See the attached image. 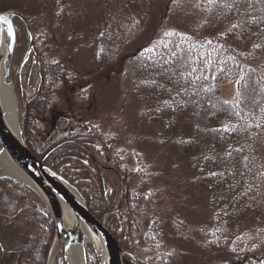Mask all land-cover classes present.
<instances>
[{
    "label": "trees",
    "instance_id": "1",
    "mask_svg": "<svg viewBox=\"0 0 264 264\" xmlns=\"http://www.w3.org/2000/svg\"><path fill=\"white\" fill-rule=\"evenodd\" d=\"M81 4L97 17L80 12ZM2 8L21 13L31 29L44 17L46 34L54 28L89 39L107 78L120 77L143 125L181 162L187 196L195 198L184 224L173 212L164 220L166 196L152 184L151 165L136 154V167L128 166L114 138L97 125L77 123L74 133L37 149L32 110L67 82H89L65 71L63 62L49 61L34 37L36 52L27 65L41 83L25 106L23 139L35 158L68 141L45 158L46 166L83 193L123 250L144 264L133 223L150 207L159 215L150 217L141 237L157 246L156 264H184L165 248L163 239L170 238L195 239L200 257L192 264H264V0H196L184 13L181 0H0ZM237 46L243 57L235 54ZM223 83L236 86V102L220 98ZM102 179L111 191L101 187ZM31 195L17 181L0 178V264L46 263L54 227ZM166 222L170 235L161 230ZM85 250L86 263L96 264L89 244ZM62 260L58 253L54 262Z\"/></svg>",
    "mask_w": 264,
    "mask_h": 264
},
{
    "label": "rangeland",
    "instance_id": "2",
    "mask_svg": "<svg viewBox=\"0 0 264 264\" xmlns=\"http://www.w3.org/2000/svg\"><path fill=\"white\" fill-rule=\"evenodd\" d=\"M3 1L7 2L10 0ZM195 2L196 0H181V13L187 11L189 6H194ZM77 9L82 13L95 16L94 18L97 17L94 10L90 11L83 4L78 5ZM1 10H5V8ZM35 22L37 24L32 29L34 31L32 35L36 37L37 43H40L42 50L44 52L46 50L44 56L48 57L49 61L63 62L62 65L65 71L71 70L74 74L87 77V79L82 80H86V83L89 82V84H83L85 87L67 82L64 91L57 93L50 102L44 105L41 103L37 110H32V113L34 112L35 114L34 123L32 124L36 131L40 133V137L36 139L37 149H41L43 146L46 147L64 135L66 137L74 133L79 129L76 126L77 123L83 124L88 129L97 125L105 135L114 138L116 150L121 151L118 154L120 160L122 159L128 166L136 167V154L143 156L146 162L151 165L152 184L156 185L154 188H161V191L163 190V194L166 196L165 201L162 203L164 206L162 211L164 220L168 219L173 212L174 215L177 214L179 216V221L184 224L186 219H189L192 215H186V211H195L193 205L195 198L191 200L187 196L189 191L185 188L183 183L185 178L180 173L182 171L181 162L177 156L171 155L166 148L157 143L152 130L143 125V121L139 118V106L133 100V97L126 92V87L120 77L115 75L107 78L103 71L104 67H101L97 60L99 55L97 47H90L86 43L89 42V39L82 38L80 40L69 34L60 33L59 30L54 28H52V32L48 30L50 33L46 34L44 31L47 32V20L43 17V19ZM35 41L34 39V52H36ZM130 47L129 49L134 50L137 45ZM233 48L236 50L235 54L237 56L243 57L245 51H240L238 46ZM32 70V66L26 63L21 71V77L19 79L16 77L12 87L10 86L16 100V119L22 138L21 128L27 112L25 106L29 101V97L33 96L41 83L38 77L33 76ZM85 88L87 92H83ZM219 88L220 98L228 103L236 102L237 90L234 84L223 83ZM45 135V138H41ZM94 147L98 148L97 145H94ZM92 160L97 162L99 168H104L102 166L104 161L101 156H95L94 154ZM105 168L107 167L105 166ZM4 177L3 170L0 167V178ZM102 187H104V190L111 191L109 184H105V182ZM30 199L36 208H43L34 196L31 195ZM187 206H191V208L187 210ZM157 212L155 211V214L152 215L151 208H146L137 217V223L135 220L133 223V228H136L134 237L136 238L137 247L140 248L139 259L144 264H156L159 257L157 246L153 247L145 244L141 237L145 233L150 217L154 216L156 218L159 215ZM27 219L32 220L30 214L27 215ZM19 222L24 223V220ZM168 224L166 222L164 224L165 227H161L163 235L165 233V235H170L168 232L170 226ZM14 229L16 228L14 227ZM163 241L165 242V248L174 252L177 261L181 260L184 264L186 262L187 264H192L200 257L195 239L170 238L163 239Z\"/></svg>",
    "mask_w": 264,
    "mask_h": 264
},
{
    "label": "water",
    "instance_id": "3",
    "mask_svg": "<svg viewBox=\"0 0 264 264\" xmlns=\"http://www.w3.org/2000/svg\"><path fill=\"white\" fill-rule=\"evenodd\" d=\"M32 34L21 13L14 10L0 12V92L2 87H12L14 79L20 77L22 66L30 56L34 57ZM16 127L17 130L13 129L5 119L0 97V159L24 178L26 183L16 181L38 197L53 223L46 264H54L61 248L64 263L73 264L70 257L72 247L81 248L83 259L80 264H86V242L91 246L97 264H138L91 214L82 192L44 163L45 158L65 142L55 144L40 158H35L27 149L17 124Z\"/></svg>",
    "mask_w": 264,
    "mask_h": 264
},
{
    "label": "bare ground",
    "instance_id": "4",
    "mask_svg": "<svg viewBox=\"0 0 264 264\" xmlns=\"http://www.w3.org/2000/svg\"><path fill=\"white\" fill-rule=\"evenodd\" d=\"M1 97V105L3 112L5 114V119L9 124L12 125L13 129H16L17 124V108H16V100L15 96L12 92L11 87H2L0 92ZM17 130V129H16ZM0 167L3 170L4 175L10 177L11 179H15L21 182H25L24 178L6 161L0 159ZM70 257L73 264H80L83 259V251L79 247H72L70 250ZM85 256V255H84Z\"/></svg>",
    "mask_w": 264,
    "mask_h": 264
},
{
    "label": "flooded vegetation",
    "instance_id": "5",
    "mask_svg": "<svg viewBox=\"0 0 264 264\" xmlns=\"http://www.w3.org/2000/svg\"><path fill=\"white\" fill-rule=\"evenodd\" d=\"M61 257H62V253H61Z\"/></svg>",
    "mask_w": 264,
    "mask_h": 264
}]
</instances>
